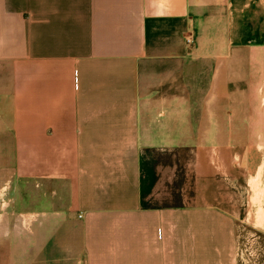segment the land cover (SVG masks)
I'll return each instance as SVG.
<instances>
[{
    "label": "crops",
    "instance_id": "1",
    "mask_svg": "<svg viewBox=\"0 0 264 264\" xmlns=\"http://www.w3.org/2000/svg\"><path fill=\"white\" fill-rule=\"evenodd\" d=\"M5 259L264 264V0H0Z\"/></svg>",
    "mask_w": 264,
    "mask_h": 264
},
{
    "label": "built area",
    "instance_id": "2",
    "mask_svg": "<svg viewBox=\"0 0 264 264\" xmlns=\"http://www.w3.org/2000/svg\"><path fill=\"white\" fill-rule=\"evenodd\" d=\"M187 43H188V44L192 43V40H191V39H188V40H187Z\"/></svg>",
    "mask_w": 264,
    "mask_h": 264
},
{
    "label": "rangeland",
    "instance_id": "3",
    "mask_svg": "<svg viewBox=\"0 0 264 264\" xmlns=\"http://www.w3.org/2000/svg\"><path fill=\"white\" fill-rule=\"evenodd\" d=\"M5 256H6V254H5ZM2 263H3V261H2ZM4 264H7V259L4 260Z\"/></svg>",
    "mask_w": 264,
    "mask_h": 264
}]
</instances>
